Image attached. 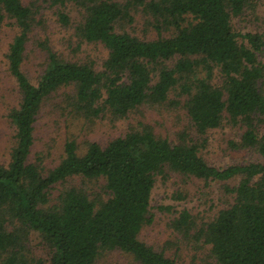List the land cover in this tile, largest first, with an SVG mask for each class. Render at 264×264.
I'll return each instance as SVG.
<instances>
[{
	"label": "trees",
	"instance_id": "trees-1",
	"mask_svg": "<svg viewBox=\"0 0 264 264\" xmlns=\"http://www.w3.org/2000/svg\"><path fill=\"white\" fill-rule=\"evenodd\" d=\"M250 2L0 0V27L9 20L16 28L5 58L19 92L7 114L14 126L9 159L0 163V264H92L109 250L139 264H176L138 238L152 221L155 177L169 172L222 181L229 196L209 220L197 222L186 208L178 210L170 221L174 233L208 246L213 264H264V39L232 24ZM66 6L78 11L73 23ZM40 7L54 8L56 21L71 29L72 51L83 42L105 49L99 70L92 60L66 59L43 42L41 72L35 82L28 79L22 64L30 33L41 23ZM135 15L154 37L136 34ZM66 87L72 92L61 96L70 114L119 120L140 105L169 102L181 110L186 130L169 140L145 124L81 148L66 138L59 161L45 168L40 155L30 159L35 121L42 105ZM222 124L241 130L228 146L257 159L208 164L200 148L206 132ZM74 178L80 182H70ZM90 180H101L99 194L82 185ZM30 234L48 257L31 254Z\"/></svg>",
	"mask_w": 264,
	"mask_h": 264
},
{
	"label": "rangeland",
	"instance_id": "rangeland-1",
	"mask_svg": "<svg viewBox=\"0 0 264 264\" xmlns=\"http://www.w3.org/2000/svg\"><path fill=\"white\" fill-rule=\"evenodd\" d=\"M25 3V0H23ZM251 7L244 16L234 19L233 27L239 31L253 30L262 33L264 39V0H251ZM65 8L72 23L78 18V11L74 7ZM54 8H39L40 25L30 33L26 43L25 58L22 70L31 82H35L41 72L44 51L40 47L46 42L51 49L66 59L75 61L92 60L94 68L99 70L105 49L100 44L81 43L74 51V42L68 44L71 29L61 26L54 15ZM141 16L135 15L133 28L136 34L145 37H154V31H142ZM16 28L11 21L5 20L0 27V163L6 164L9 159V149L13 142L14 126L7 117L8 111L17 105L19 92L13 78L7 71L5 53L7 46ZM162 34H166L163 32ZM39 42V43H38ZM264 61V55L262 56ZM72 89L62 88L57 95L52 96L41 107L35 121L34 144L30 159L37 155L45 168L56 164L62 155V145L66 138L74 140L81 148L85 142L95 141L104 145L109 139L122 135L128 127L135 129L142 125H149L154 134L166 136L172 140L175 133L186 130V119L180 109L169 102L159 105H140L132 110L125 118L113 120L106 114L86 119L73 115L65 107L61 93L70 94ZM170 94V98H171ZM241 130L239 127L222 124L209 129L205 136L206 142L200 148L204 160L215 167H224L229 164L245 163L257 159L256 155L245 149H233L228 146L229 140H237ZM193 136V133L191 134ZM70 182L78 184L79 178ZM222 181L202 182L200 179L186 178L169 172L163 177L156 176L150 194V213L152 221L144 225L138 238L155 250L175 260L176 264H213L208 253V246H202L196 240L184 238L172 231L170 221L176 217L178 210L186 208L197 218V222L209 220L216 210L224 205L229 196L221 188ZM101 180L85 181L91 195L100 193ZM180 194L181 197L176 195ZM169 207L162 210L159 207ZM28 246L32 255L48 257V250L36 234H30ZM92 264H139L132 256L119 250L101 252Z\"/></svg>",
	"mask_w": 264,
	"mask_h": 264
}]
</instances>
